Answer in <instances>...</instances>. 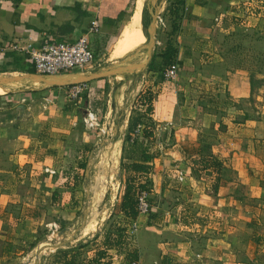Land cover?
Listing matches in <instances>:
<instances>
[{
    "label": "crops",
    "instance_id": "crops-1",
    "mask_svg": "<svg viewBox=\"0 0 264 264\" xmlns=\"http://www.w3.org/2000/svg\"><path fill=\"white\" fill-rule=\"evenodd\" d=\"M246 1L165 2L163 17L167 29L161 42L176 50L179 76L177 80H168L159 70L148 68L143 93L149 91L153 95V110L148 113L147 109L145 112L140 109L137 115H141V122L124 149L129 157L127 163L149 165V173L134 176L138 182L150 181L151 194L162 200L157 206L151 205L150 211L154 213H140L135 219L140 229L135 238L138 264H229L231 243L225 229V233L214 238L194 234L196 239L188 235L200 232L202 223L211 219L224 224L225 217L234 215L229 212L241 208L227 203L226 195L234 185L245 189L246 184V189L256 194L255 182L250 187L251 179L258 174L264 182V119L256 117L254 107L248 109L240 104L252 91V79L264 82V17L255 20L252 27L244 24L238 16ZM132 3L131 0H0V75L21 74L19 67H28L24 53L14 50V45L74 41L83 34H88L95 53L92 65L58 74L35 73L55 77L87 73L106 65L109 60H101L108 47L114 38L120 39L132 20L129 12V19L123 22ZM176 7L182 11L181 21L172 27L169 18L175 17ZM93 21L98 22V27L90 31ZM111 77L114 75L87 81L81 105L65 95L72 85L26 89L37 91L30 102L26 98L19 100L15 94V90L22 89L0 91L1 96L11 91L10 95L0 97V261L8 264V260L15 258L18 249L26 244L21 235H30L29 224L33 227L39 223L42 211L51 212V207L59 205L71 216L76 210L77 190L98 143L93 131L95 122L91 125L85 117L88 111L96 115L101 110ZM42 90H48L49 97ZM21 103L27 106L26 116L16 109ZM145 130L151 136H145ZM113 137L105 139L112 144L110 155H107L109 145H105L94 163L92 193L97 179L104 182L110 177L116 185L122 144H114ZM100 138L104 139V134L100 133ZM115 153L117 165L110 172L107 168L115 164ZM145 155H150V160ZM181 173L185 175L183 183ZM26 181L32 182L30 187L16 188L17 183ZM19 190L23 195L35 196L26 211L17 199ZM188 191L191 198H181ZM43 195L47 205L40 202ZM169 195L176 202L165 210L163 203ZM189 201L194 202V212ZM215 213L220 215L215 218ZM130 222L125 217L123 226L127 232ZM101 223L88 220L78 240L89 237ZM81 245L77 264L91 263L100 250L107 251L105 259L111 264H131L124 252L107 248L104 237L85 240ZM69 257L71 253L67 258L55 256L52 264H63Z\"/></svg>",
    "mask_w": 264,
    "mask_h": 264
},
{
    "label": "rangeland",
    "instance_id": "rangeland-1",
    "mask_svg": "<svg viewBox=\"0 0 264 264\" xmlns=\"http://www.w3.org/2000/svg\"><path fill=\"white\" fill-rule=\"evenodd\" d=\"M132 2L133 3H132L130 11H128L124 15L125 19L123 22H126L129 19L128 14H130L132 12L130 15L132 17V18L130 17L132 19L129 22L130 24H133V22L136 23V22H138V20H139V22H142L141 20H143V23H144V15H143V10H142L144 5L143 6L140 5V0H132ZM135 2H136V5H135ZM165 2H166V0L164 1L163 6L161 7V15L164 14L163 13L164 12L163 7L165 5ZM134 6H136L135 9H134ZM133 9H134V11H133ZM181 15H182V13L173 17L172 19L169 18V21H171L173 23L171 25L172 27H175V24H174L175 22L178 23V20L181 21ZM254 22H255V20H251L249 22V24L254 25ZM129 23L125 27V29L128 28V26L130 25ZM125 29H124L125 33L123 31L121 36L119 33L121 31H119L117 33V36L118 37L120 36V39L118 37L117 38L119 40L115 39V38L113 39V43L114 42L115 43L114 44L111 43V45L108 47L109 50L107 49L108 51H106L107 54L105 55V57L101 61H108L109 60L108 63H112V64H115V63L117 64L118 60L121 61V57L123 58V55L125 54V50L128 47V40H127L128 38H126V31L127 30H125ZM165 29H167V28H164V26H162L161 24L158 23L157 30H156V41H157V43H156V48L154 50V54H153V58H152V60L154 61V64L156 62V65H157L156 69L159 70L160 72H162V75H163V71H164V68L166 67V65H164V64L161 65L160 53L165 51V49L169 45L166 42L165 43L161 42L165 37V33H164ZM149 39H150V37H149ZM119 41H121V42L119 43ZM164 47H165V49H164ZM119 49H120V51H119ZM114 50L117 52H113ZM149 52H150V48H149ZM115 53H116V55H115ZM115 58L118 60L116 61ZM119 64L122 65L121 62L120 63L118 62L117 66ZM150 64H149V67H150ZM4 68H6V67H4ZM19 68H20L19 70H22L23 73L29 72L23 66L19 67ZM76 69H79V68H76ZM5 70H7V69H5ZM9 70L12 71V70H16V69L10 68ZM148 70L149 69L145 70L140 75V78H139L140 83L137 84V86H136L134 96L131 99H129L127 102L128 103L127 120H126L124 130L122 132V136H121L120 140H118V144H120V146L122 144V152H121V156H120V160H119V168H118V173L116 175V179L113 178L114 181L116 182V185H113L110 177L107 181H104V182L102 179H97L93 182L95 189H94V193H92L91 195L94 198V200L97 201L98 204H96V208L94 210H92L91 215H90L88 220H92V221L94 220V221H96V223L99 221H102V223L100 224L98 229L95 232H93L87 238H84L82 240H78V242H75L73 244H68L66 246H63V247H60L57 249H50L49 248V249L44 250L41 254V257L38 261V264H52L54 262L55 256L60 255V253H62L61 251H65V250H69L70 252L71 251H77L79 249L78 248L79 243H82L85 240L94 241L97 238H99L100 236L104 237L105 232L109 228L114 227V226L123 225L125 217L120 212L119 205H120L121 200H122L123 186H124L125 179H126V172H125L123 166H124V163L129 161V157L126 155L127 153L124 151V149H125V146L130 143V138L127 139V136L129 133L128 132L129 131V125L131 123L132 117H136L135 115L139 114L140 109H142V111H144V109H146V106L142 105V103L138 99L143 94V91L146 88L145 83H144V79L147 76ZM13 74H16V73H13ZM122 78H123V75H114V77L109 78V80H110L109 81L110 86L108 89L109 93L108 94L105 93L103 95V97H102L103 98V100H102L103 105L101 106V110L98 111V114L95 115V120H93V122H95L94 127H93V131L95 133V137L98 139V142L101 140L100 133L102 135L104 134V140L105 139H107V140L111 139L113 137V133L115 135V114H116V111L114 112V109L112 107V87L116 82L122 81L123 80ZM131 82H132V80L128 79L127 82L124 83L122 98H121V105L122 106L124 105L125 95L128 92V86H129V88L131 86ZM107 87H108V85H107ZM118 91H119V88L116 92V105H118V103H119L118 102ZM85 92H86V90H84L82 93H80L79 97L75 98V100H72L73 103H77L78 105H81L80 102L83 101L84 96H85ZM65 95L68 99H72L69 97L70 96V90L69 89H68V91H66ZM197 95H199L198 92H197ZM39 99L42 100V96H40ZM31 100L28 99L27 102H30ZM107 100H108V104L106 105ZM77 101H79V102H77ZM35 103H37V102H35ZM240 104H241V106L243 105L244 107H248V109H252V107H254L256 117H263V119H264V82L259 84V86H257L255 90L252 88V91L251 90L249 91L248 99L245 102L242 101ZM194 105H196V103H194ZM256 111H258V112L260 111V112L256 113ZM94 113H96V112H94ZM146 118H148V120L151 119L150 117H145V119ZM106 145H109V144L106 142ZM111 145L112 144L110 143V145L107 147L108 148L107 155L108 154L110 155V152L113 150ZM96 147H97V143H96V146L94 147V149ZM116 165H117V162H116ZM91 168L92 169L90 171V174H92V172H93V169H94L93 165ZM107 170H108V168H107ZM113 170L114 169H112V172H113ZM86 171H87V169H86ZM86 171H85V173L83 175V179L81 181L82 182L81 188H79L77 190L78 191V198H77L76 203L74 204L76 206L75 207L76 210L71 213V216H69V215H67V213L63 212L62 209H64V208H60L59 205L51 207V210H50L51 212H49V210H47V211L45 210V212L42 211L41 217H40V219H38L39 223H36L35 226H33V227L31 226V224H29L30 235H28V237H26L25 235H21V237H23L26 244L22 249L21 248L18 249L19 251H17V253L15 254V258L13 260L7 261L8 264H34V260L31 261V260H29V258H30V256L35 255L34 251L36 249V246L40 242H42L46 239H56L57 240V239L70 237L72 229H73L72 225H74L75 222L77 220H79L80 217L82 216L83 211L85 209L86 202H87L86 185L88 183V180H87V175H86L87 172ZM110 172H111V170H110ZM262 172H264V169L262 170ZM108 176L109 175H107V177ZM229 176H230V174H229ZM259 176L260 175H258V174L254 175V178L251 179V185L249 184L250 187L252 188V185L255 182L254 190L256 191L255 192L256 194H252V190L249 191L248 189H246V184H245V189H242L240 187L237 188V186L234 188V186H235L234 185L232 192L230 194L226 195L228 197L227 203H229L230 206L233 205L236 207V205H240L241 208H239V210L237 212H234V213L229 212V214H234V215H229L228 217H225V219H224L225 223L224 224H221V223H223V221H216L214 219H211L208 222L206 221V223H204V222L202 223L200 232H197V231L195 233L190 232V234L192 236L188 235V237H193V238L195 237L196 238V236L198 237L199 235H201V237H203L205 239L207 238V236H212L211 238H214V237L220 236L221 233H225V231H226V234H227L226 238L231 243V247L229 249V256H230V259L228 261L229 264H264V182L259 179ZM184 177H185V175H184ZM184 179L185 178H183V180H180V181H182L180 183H183ZM31 184H32V182L29 183V181H26L23 183L19 182V183H17L16 188L22 189V186L30 187ZM181 185H185V184H181ZM105 186L106 187L108 186L109 189H106ZM149 187L151 189V185ZM149 192H150L149 199H150L151 205L157 206L162 200L159 197H157L156 195H154L153 193L151 194V190ZM17 194H18L17 199L22 201L21 202L23 204L22 208L24 207L23 209H25V211H26V209L28 207H30L29 204H32V202L35 200V196L31 197L30 194L28 196H26L25 194L23 195V194H21V190H19V192ZM183 196L184 197H181V198H186V199H187V197L191 198L192 193H190L188 191V192H185V195H183ZM47 199L50 200L49 198H47ZM55 201H56V203L60 202V197H57V199H55ZM174 201L176 202L174 196L169 195L168 197H166V201L163 203V208L165 210H167V208H169V206H171V204ZM40 202L43 205L45 204L46 197H44V195H43ZM182 202H183V200H182ZM47 203L48 202H46V205H47ZM187 203L189 206L192 207L190 209L191 212H194L195 211V208L193 209V207H194L193 203L194 202L189 201ZM51 204H48V206H51ZM43 207H45V206H43ZM48 208H50V207H48ZM241 209H243V210H241ZM150 212H152V211H150ZM154 212L155 211H153L152 213H154ZM218 212L220 213V211H218ZM222 212L224 213L223 210H222ZM217 215H220V214H217ZM217 215L215 213L214 217L216 218ZM166 216H170V215H166ZM193 217H194V215H193ZM221 217H224V216H221ZM205 220H206V218H205ZM209 224L211 225L210 228H209ZM68 227H70V229H69V231L66 232V234H64L62 236L58 235V233L61 230L68 228ZM138 229H139V227H138ZM198 229H200V228H198ZM224 229H225V231H224ZM19 231H20V229H19ZM194 234L196 236H194ZM134 235H135V238H137L138 231ZM92 246H93V244H92ZM92 246H90L89 249H91ZM0 264H6V261L1 260Z\"/></svg>",
    "mask_w": 264,
    "mask_h": 264
},
{
    "label": "built area",
    "instance_id": "built-area-1",
    "mask_svg": "<svg viewBox=\"0 0 264 264\" xmlns=\"http://www.w3.org/2000/svg\"><path fill=\"white\" fill-rule=\"evenodd\" d=\"M241 14L238 16L244 24L250 25L251 20H258L264 17V0H248L242 5ZM158 23L165 26L163 15L158 18ZM98 27V22L93 21L90 31ZM14 50H19L25 55L29 68L35 69L38 73L43 74H58L92 65L95 61V53L91 47L88 34H83L74 41L51 42L42 46H35L31 43L24 45H14ZM163 75L168 80H177L179 76V67L176 62L167 65L164 68ZM88 89L87 83L74 84L70 87V98L75 100L80 93ZM86 121L91 125L94 124L95 114L88 111ZM180 180H183L184 175L180 174ZM150 192L148 190H139L137 193L138 212L139 214H149L151 203L149 199ZM138 231V223L131 219L129 225V233L135 234ZM131 264H138L132 262Z\"/></svg>",
    "mask_w": 264,
    "mask_h": 264
},
{
    "label": "trees",
    "instance_id": "trees-1",
    "mask_svg": "<svg viewBox=\"0 0 264 264\" xmlns=\"http://www.w3.org/2000/svg\"><path fill=\"white\" fill-rule=\"evenodd\" d=\"M17 1V0H16ZM21 1V0H18ZM132 1V0H131ZM179 3H182L181 0H179ZM17 6V3H16ZM177 10L173 11L174 15L177 16L182 11L178 7H176ZM169 9V8H168ZM172 12V11H171ZM125 12L120 13V16L123 17ZM172 13V14H173ZM160 58H161V65H169L173 62H176V50L174 49L173 46L168 45L165 51L160 53ZM21 62V61H20ZM21 64V63H20ZM150 69H156L157 65L156 62L154 64V61L152 60L150 64ZM27 71L31 73H35V69L33 68H26ZM263 83L262 80L259 79H252V88L255 90L259 84ZM43 95L49 97V91L48 90H42L41 91ZM11 93H7L5 95H2L4 97L10 95ZM19 100H22L23 98L28 99H33L36 97L37 91L36 90H29V91H22V92H17ZM0 95V97H2ZM142 105L146 106L147 112L150 113L153 110V95L151 92H145L143 93L139 99ZM136 117H132L131 123L129 125V133L127 136V139L131 137V134H133L134 128L141 122V115H135ZM145 136H151V132H148L145 130L144 133ZM144 158L146 160H150V155H145ZM86 167V164H85ZM124 170L126 172V179L125 183L123 186V192H122V200L119 205V210L120 212L125 216L128 217L130 220L131 219H137L139 212H138V199H137V193L139 190H148L150 191V181H145V182H138L137 177L134 176L135 174L138 173H149L150 172V167L149 165L145 163H137V162H132V163H124ZM104 243L107 248H116L118 249L119 252H124L126 259L128 260L129 263L132 262H138L139 260V249L135 244V235L130 234L127 232V227L123 225L119 226H114L109 228L105 234H104ZM80 247L82 246L81 243ZM59 256H65L66 258L68 257L69 253H71L70 259H65L66 261L63 264H77V256H78V251H61ZM107 257V251L105 250H100L97 253V256L93 259V261L89 264H111L110 260L105 259Z\"/></svg>",
    "mask_w": 264,
    "mask_h": 264
},
{
    "label": "bare ground",
    "instance_id": "bare-ground-1",
    "mask_svg": "<svg viewBox=\"0 0 264 264\" xmlns=\"http://www.w3.org/2000/svg\"><path fill=\"white\" fill-rule=\"evenodd\" d=\"M145 1L146 0H140V5L143 6L145 4ZM164 1L165 0L161 1V7L163 6ZM143 9H144V6H143ZM148 19H149V16H148L146 21L144 19V23H143V20H141L142 22H139V20H138V22H136V23L133 22V24L129 23L130 25L128 26L127 29H125V30H127L126 31V38H128L127 39L128 40V47L125 50V54L123 55V58L121 57V61H119L118 59L115 58L116 61L118 60L117 64H118V62L119 63L121 62L122 66H129V67H137V66H141V65L146 64V62L148 61V58H149V53H150L149 52V37L150 36H149L147 28H146V22L148 21ZM124 33H125V31H124ZM121 41H119V43ZM119 51H120V49H119ZM113 52H117V51L114 50ZM115 55H116V53H115ZM115 64L107 63L106 65H104L102 67H99L96 70H91V71H89L87 73H96V72H100V71H107V70H109L112 67H117V64L116 65ZM3 77H5V78L10 77V80L8 82H6L5 84H2V85L0 84V91H4L7 88H9V89L10 88H13V89H29V88H37V87H40L42 85H46V82L44 80H42V79H40L38 77H30V76H28L25 73L11 74L9 76L8 75H0V78H3ZM122 79L124 80V76H123ZM139 83H140V81L138 80L137 84H139ZM137 84L133 87V81H132L130 88L128 86V92L125 95L124 105L123 106L121 105V98H122V92H123L124 85L119 87V91H118V102L119 103L117 105L116 114H115V124L120 119V114L122 112H125V115H124V117L122 119V123H121V125H120V127L118 129L117 135L115 134L114 137H113L114 144H116L118 142V140H120V138L122 136V132L124 130V127H125V124H126V120H127V109H128V103L127 102H128L129 99H131L134 96ZM130 91H131V96H130V98H128V100L126 102V97L128 96V93ZM102 141H104L105 145H106V141L104 139H101L98 143H100ZM103 148H97L96 149L95 154L93 155V159H92L93 160V162H92L93 166H94V163L96 161V158L98 157V154L100 153V151ZM115 159H116L115 164H113L112 167L109 166L108 167L109 170H112L115 167V165H116L117 153H115ZM91 175H90L89 189L87 187L88 184L86 185V191L88 190V193L90 191V194L88 196V199H87V202H86V205H85V209H84L83 214L80 217V219L77 220L75 222V224L72 226L73 229H72L70 237L77 231L78 228H80V231H81L83 228L86 227L88 219H89V217L91 215L92 210H94L96 208V204H98L97 201L94 200V198L91 195V193H92ZM79 233H78V235H79ZM78 235L76 236L75 240L72 243H70V244L78 242V238H77ZM70 237H68V238H70ZM62 239H64V238H62ZM57 240H59V239H57ZM54 241H56V239H46V240L40 242L36 246V249L34 251L35 255L30 256L29 260H31V261L34 260V264H36L37 259H38V251H39V249L42 246L54 244ZM40 257H41V255H40Z\"/></svg>",
    "mask_w": 264,
    "mask_h": 264
},
{
    "label": "water",
    "instance_id": "water-1",
    "mask_svg": "<svg viewBox=\"0 0 264 264\" xmlns=\"http://www.w3.org/2000/svg\"><path fill=\"white\" fill-rule=\"evenodd\" d=\"M161 1L162 0H146L145 4H144V11H143V15H144V19L145 21L147 20L148 16L149 19L146 22V28L148 31V34L150 36V53H149V58L148 61L146 62V64L141 65V66H137V67H129V66H122V65H118L117 67H112L107 71H100V72H96V73H74V74H69V75H58L55 77H50V76H40L39 74L36 73H25L30 77H38L42 80H44L46 82V85L48 86H56V85H60V86H64V85H73V84H80V83H86L89 80L98 78V77H105V76H113V75H123L124 76V80L120 81V82H116L113 86V90H112V107L114 109V112L116 111L117 105H116V92L118 90L119 87H121L122 85H124L125 82H127L128 79H131L133 81V87L137 84L140 75L149 68V64L152 61L153 58V54H154V50L156 48V30H157V26H158V18L161 15ZM136 5V2H135ZM136 7V6H135ZM134 7V9H135ZM134 11V10H133ZM130 75V76H129ZM10 80V77H3L0 78V84H5L6 82H8ZM33 90V89H31ZM22 91H26V89H22V90H15L14 92H22ZM11 91H8L7 93H9ZM131 96V91L128 93V96L126 97V102L128 100V98H130ZM26 104L21 103L19 105H17L16 109L18 111L23 112V114L26 116L27 112H26ZM125 115V112H122L120 114V119L116 122L115 124V134L117 135L118 133V129L122 123V119ZM105 145V142L102 141L100 143H97V147L92 151L89 163L87 164V180H88V189H89V183H90V171H91V167H92V162H93V155L95 154V151L97 148H103ZM90 194V191L88 193L87 190V199L88 196ZM73 226V225H72ZM70 227L65 228L63 230H61L58 235L62 236L64 234H66L67 231H69ZM80 232V228L77 229V231L70 237V238H64V239H59L54 241V244L52 245H46V246H42L39 251H38V259L36 264H38V261L40 259V255L42 254V252L46 249H57L63 246H66L70 243H72L76 236L78 235V233Z\"/></svg>",
    "mask_w": 264,
    "mask_h": 264
}]
</instances>
